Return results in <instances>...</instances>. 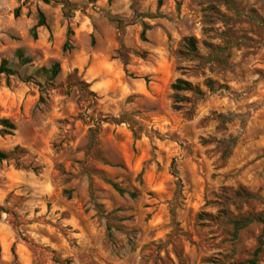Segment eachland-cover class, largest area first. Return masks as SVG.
<instances>
[{"label": "rangeland", "instance_id": "obj_1", "mask_svg": "<svg viewBox=\"0 0 264 264\" xmlns=\"http://www.w3.org/2000/svg\"><path fill=\"white\" fill-rule=\"evenodd\" d=\"M3 59L0 264H264V0H0Z\"/></svg>", "mask_w": 264, "mask_h": 264}, {"label": "trees", "instance_id": "obj_2", "mask_svg": "<svg viewBox=\"0 0 264 264\" xmlns=\"http://www.w3.org/2000/svg\"><path fill=\"white\" fill-rule=\"evenodd\" d=\"M45 4H50L51 2H60V3H66L67 0H42ZM17 15H18V10H17ZM46 25V20H45V16L42 12L39 13V21L37 23V25H35L32 30H31V35L33 36V38H37V28L39 27H43ZM72 31L68 30V38L63 46V50L64 51H70L72 49V44L70 42V36L72 35ZM186 42V51L182 52L181 54L185 57H197L196 53H197V42L196 39L193 37L187 38L185 40ZM16 57L19 60V63L21 66H25L31 63V58L27 57L24 53L23 49H18L16 52ZM44 71H46V73H48L50 75L51 80H54L58 77V75L61 72V67L59 63H55L53 64L49 69H44ZM4 75L6 77H11V76H18L19 72L18 70H16L15 68L12 67L10 61H8L7 59H3L0 63V76ZM206 87L208 88V90L210 92H215L216 88L214 86V83L212 81H207L206 82ZM220 87V86H219ZM221 88H223L221 86ZM173 91L175 92V104H174V109L175 110H183V103L184 101H189L187 98L182 97L181 94L182 93H188L191 94V96L199 101V100H203L205 98V93L200 89L199 86L192 84L191 82L179 78L176 80V82L173 84L172 86ZM191 114V109L186 110L185 111V115L187 117H189V115ZM223 117V116H220ZM0 124L5 127V128H9L10 132L9 134H11V131L13 132L16 128L15 125H13L12 123L9 122V120L6 119H2L0 120ZM235 143V140L234 142ZM229 147V146H228ZM20 147H15L13 149V151H11L10 153L4 152L2 150H0V162H4V161H8L9 159H11V157L16 154L17 152H21ZM231 153V150H228V148H226V150H224L222 157L223 158H227ZM18 166H20L21 164H17ZM34 171H36V168H33ZM177 173V172H176ZM180 183V180H179ZM109 184L111 185V187L121 196H124L126 194H129L131 197H135L134 193H130L127 192L124 188H122L119 184L110 181ZM243 196L250 198V199H257L255 196L247 193V192H243ZM204 219V215H200L199 216V220H203ZM260 223L264 226V213L262 214H257V215H249L246 217H243L239 220H233V225L235 227L236 231H240L243 230L245 228H247L249 225L253 224V223ZM109 230V236L113 237L112 234V226L108 227ZM263 234H264V230H263ZM129 243H131L129 241ZM260 243L262 244V239H260ZM14 251V248H13ZM262 249L259 246L256 251L253 254V258L248 259L246 261H243L241 263H236V264H258L259 261V255L261 253ZM0 260H1V249H0ZM66 264H70L68 261H66Z\"/></svg>", "mask_w": 264, "mask_h": 264}]
</instances>
